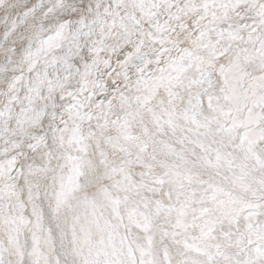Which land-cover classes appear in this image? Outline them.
Returning <instances> with one entry per match:
<instances>
[{
  "label": "snow or ice",
  "instance_id": "6c2138e0",
  "mask_svg": "<svg viewBox=\"0 0 264 264\" xmlns=\"http://www.w3.org/2000/svg\"><path fill=\"white\" fill-rule=\"evenodd\" d=\"M0 264H264V0H0Z\"/></svg>",
  "mask_w": 264,
  "mask_h": 264
}]
</instances>
